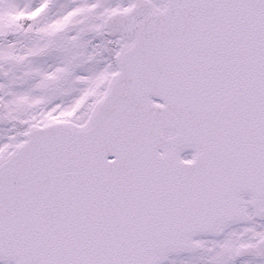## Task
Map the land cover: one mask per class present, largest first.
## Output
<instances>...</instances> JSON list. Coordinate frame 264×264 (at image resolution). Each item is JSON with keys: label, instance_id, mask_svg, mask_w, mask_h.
Returning <instances> with one entry per match:
<instances>
[{"label": "snow or ice", "instance_id": "snow-or-ice-1", "mask_svg": "<svg viewBox=\"0 0 264 264\" xmlns=\"http://www.w3.org/2000/svg\"><path fill=\"white\" fill-rule=\"evenodd\" d=\"M0 264H264V0H0Z\"/></svg>", "mask_w": 264, "mask_h": 264}]
</instances>
